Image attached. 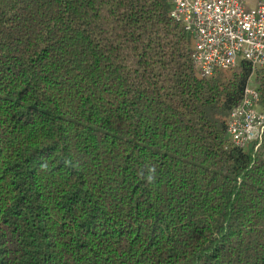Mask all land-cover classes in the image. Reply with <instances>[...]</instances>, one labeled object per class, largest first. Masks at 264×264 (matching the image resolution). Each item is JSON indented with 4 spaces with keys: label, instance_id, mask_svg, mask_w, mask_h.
<instances>
[{
    "label": "trees",
    "instance_id": "16d2710c",
    "mask_svg": "<svg viewBox=\"0 0 264 264\" xmlns=\"http://www.w3.org/2000/svg\"><path fill=\"white\" fill-rule=\"evenodd\" d=\"M167 0H0V264H264V143Z\"/></svg>",
    "mask_w": 264,
    "mask_h": 264
},
{
    "label": "built area",
    "instance_id": "2783aa9c",
    "mask_svg": "<svg viewBox=\"0 0 264 264\" xmlns=\"http://www.w3.org/2000/svg\"><path fill=\"white\" fill-rule=\"evenodd\" d=\"M167 1L171 18L192 37L193 64L201 77L242 62L253 69L264 67V0L252 9L240 0ZM228 133L232 144L242 149L262 142L264 109H260V95L251 84L230 114Z\"/></svg>",
    "mask_w": 264,
    "mask_h": 264
},
{
    "label": "rangeland",
    "instance_id": "374dc122",
    "mask_svg": "<svg viewBox=\"0 0 264 264\" xmlns=\"http://www.w3.org/2000/svg\"><path fill=\"white\" fill-rule=\"evenodd\" d=\"M240 65V64H239ZM238 67V66H237ZM237 67H235V68H237ZM234 69V68H233ZM196 70V69H195ZM197 72V71H196ZM199 75V74H198ZM200 76V75H199ZM201 77V76H200ZM202 78H204V77H202ZM209 78V77H208ZM249 84H251V86L252 87H254L255 88V85H254V75L250 78V81H249ZM245 93V92H244ZM259 93V92H258ZM260 95V94H259ZM240 105V104H239ZM238 105V106H239ZM237 106V107H238ZM237 107H235V108H237ZM234 108V109H235ZM233 109V110H234ZM260 109H264V108H262V106H261V104H260ZM232 110V111H233ZM232 111L230 112V114L232 113ZM229 118H230V116H229ZM228 122H229V119H228ZM229 134V133H228ZM264 143V136H263V139H262V142L259 144V146H257L256 145V143H254V144H249L246 148H244L243 150H247V149H249V148H251L253 145L255 146V151H257L259 148H261V146H262V144ZM237 147V146H236ZM257 147V148H256ZM239 148V147H238ZM242 149V148H241Z\"/></svg>",
    "mask_w": 264,
    "mask_h": 264
},
{
    "label": "crops",
    "instance_id": "0c3cea01",
    "mask_svg": "<svg viewBox=\"0 0 264 264\" xmlns=\"http://www.w3.org/2000/svg\"><path fill=\"white\" fill-rule=\"evenodd\" d=\"M241 2H243V4L248 8V9H252L254 8L257 3L261 0H240Z\"/></svg>",
    "mask_w": 264,
    "mask_h": 264
}]
</instances>
